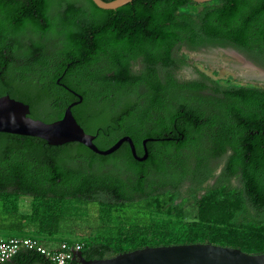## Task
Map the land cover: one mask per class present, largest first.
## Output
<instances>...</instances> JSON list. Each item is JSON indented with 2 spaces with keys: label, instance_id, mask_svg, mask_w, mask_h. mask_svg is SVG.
Here are the masks:
<instances>
[{
  "label": "trees",
  "instance_id": "1",
  "mask_svg": "<svg viewBox=\"0 0 264 264\" xmlns=\"http://www.w3.org/2000/svg\"><path fill=\"white\" fill-rule=\"evenodd\" d=\"M207 47L259 59L264 0H133L116 10L91 0H0V97L27 104L31 118L51 123L81 96L72 114L102 150L129 136L143 156V140L157 139L147 142L148 158L138 162L128 143L100 156L76 142L51 146L0 133V196L31 197V213L21 218L35 229L18 232L9 218L0 227L15 231L10 237L51 242L66 200L143 202L164 212L166 196L175 202L190 195L193 220L182 223V206H172L180 233L169 223L121 225L113 237L64 242L82 244L86 260L194 243L264 253V90L223 87L204 75L179 80L178 51ZM222 157L218 182L198 197L215 170L210 164ZM233 177L239 179L234 188L225 184ZM6 264L52 263L22 250Z\"/></svg>",
  "mask_w": 264,
  "mask_h": 264
},
{
  "label": "rangeland",
  "instance_id": "2",
  "mask_svg": "<svg viewBox=\"0 0 264 264\" xmlns=\"http://www.w3.org/2000/svg\"><path fill=\"white\" fill-rule=\"evenodd\" d=\"M187 10L196 11L197 9L190 6ZM232 51L234 50L231 48L207 47L196 51L182 48L178 51L177 56L184 61V65L176 72V76L181 81H195L200 80L204 75L223 87L249 85L264 87V72H262L263 75L259 74L255 68L256 70L247 73L248 69L244 68V62L235 57L231 53ZM239 55L241 58L243 56L246 59L250 58L251 62L264 70L259 61L247 57L244 53ZM243 60L246 61L244 58ZM234 187L236 186L234 185ZM201 195L199 192L197 193L198 197ZM165 199L164 212L147 209L143 202L119 206L66 200L63 202L61 230L57 238L51 242L43 243L48 249H56L64 241H83L90 236L113 237L121 225L169 223L174 231L180 233L182 231L181 222L191 221L195 217L196 207L193 197L184 195L175 202L168 199V196ZM33 202L29 196L12 198L0 196V221L9 218L10 222L12 221L11 225L17 228L18 232L33 233L35 225L30 220L21 218L31 213ZM176 203L182 206L184 212L181 222L171 213L172 206Z\"/></svg>",
  "mask_w": 264,
  "mask_h": 264
},
{
  "label": "water",
  "instance_id": "3",
  "mask_svg": "<svg viewBox=\"0 0 264 264\" xmlns=\"http://www.w3.org/2000/svg\"><path fill=\"white\" fill-rule=\"evenodd\" d=\"M102 10H116L133 0H91ZM197 4H205L213 0H189ZM67 106L61 119L46 123L29 116V106L9 95L0 97V133L35 137L45 140L51 146L67 143H80L100 156H108L117 151L124 143H128L133 158L143 162L148 158L147 142L157 139H144L143 156L136 153L134 143L129 136H124L109 148L102 150L94 143L95 136L88 134L77 123L72 108L82 101ZM73 260L79 264H264V253L249 254L238 248L213 245L210 243L181 244L158 247H144L121 253L104 259L86 260L80 251L75 252Z\"/></svg>",
  "mask_w": 264,
  "mask_h": 264
},
{
  "label": "built area",
  "instance_id": "4",
  "mask_svg": "<svg viewBox=\"0 0 264 264\" xmlns=\"http://www.w3.org/2000/svg\"><path fill=\"white\" fill-rule=\"evenodd\" d=\"M82 249V244L62 242L56 249H48L42 241L30 236H12L0 238V264H6L22 250L33 251L42 255L52 264H68L75 252Z\"/></svg>",
  "mask_w": 264,
  "mask_h": 264
},
{
  "label": "flooded vegetation",
  "instance_id": "5",
  "mask_svg": "<svg viewBox=\"0 0 264 264\" xmlns=\"http://www.w3.org/2000/svg\"><path fill=\"white\" fill-rule=\"evenodd\" d=\"M232 49V48H231ZM234 52L236 53H239V54H243L244 52H241V51H237L235 49H233ZM258 51V50H257ZM233 52V51H232ZM264 53V52H263ZM247 57H251L252 59L254 60H257L261 63V65L263 66L262 68H264V54L263 55H260V58H255L253 57L252 55H249L247 53H244ZM243 58L247 61V63H249L250 65H252L254 68H256L258 71H261V72H264L263 69H260L256 66L255 63L251 62L252 60L250 58L246 59L244 56ZM139 68V67H138ZM252 87H257V88H260V89H263L264 90V87H260V86H255V85H250ZM225 161H226V158L225 157H222L220 158L219 160L217 161H212V163L210 164V167L211 168H215V170H213L212 172V175L209 179H207L202 185H201V188L199 190V193L200 194H204L206 192V190L208 188H210L211 186L215 185L217 182H218V179H219V176H220V173L222 172V169L224 167V164H225ZM188 182H186L184 185H183V191H186L187 188H188ZM226 185H230L231 187H233L234 185L235 186H238L239 184V179L237 177H233L228 183H225Z\"/></svg>",
  "mask_w": 264,
  "mask_h": 264
},
{
  "label": "crops",
  "instance_id": "6",
  "mask_svg": "<svg viewBox=\"0 0 264 264\" xmlns=\"http://www.w3.org/2000/svg\"><path fill=\"white\" fill-rule=\"evenodd\" d=\"M15 231H10L8 228L0 227V238L5 239L10 237ZM57 236H54V238H51L52 240L56 239Z\"/></svg>",
  "mask_w": 264,
  "mask_h": 264
},
{
  "label": "bare ground",
  "instance_id": "7",
  "mask_svg": "<svg viewBox=\"0 0 264 264\" xmlns=\"http://www.w3.org/2000/svg\"><path fill=\"white\" fill-rule=\"evenodd\" d=\"M235 57H238L241 61H243L244 62V68H246V69H248V71H247V73L249 72V73H251V71H254V70H256L252 65H250L249 63H247L246 61H244L243 60V58H241V56L239 55V54H237L236 52H231ZM259 72V74L261 73L262 75H263V73L262 72H260V71H258ZM254 73V72H253Z\"/></svg>",
  "mask_w": 264,
  "mask_h": 264
}]
</instances>
